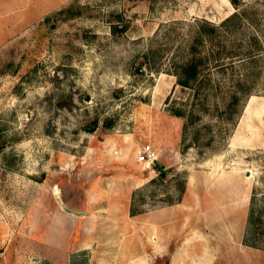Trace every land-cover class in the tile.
<instances>
[{"label":"rangeland","instance_id":"1","mask_svg":"<svg viewBox=\"0 0 264 264\" xmlns=\"http://www.w3.org/2000/svg\"><path fill=\"white\" fill-rule=\"evenodd\" d=\"M0 264H264V0H0Z\"/></svg>","mask_w":264,"mask_h":264},{"label":"trees","instance_id":"2","mask_svg":"<svg viewBox=\"0 0 264 264\" xmlns=\"http://www.w3.org/2000/svg\"><path fill=\"white\" fill-rule=\"evenodd\" d=\"M212 28L213 30L216 29V26L215 25H212ZM197 73V66L192 64V63H187L186 65H184L183 67V72L181 73V78L180 79V83L183 85V86H190V80L193 76H195ZM176 113L178 115H182L183 112L182 111H176ZM92 129V128H91Z\"/></svg>","mask_w":264,"mask_h":264},{"label":"water","instance_id":"3","mask_svg":"<svg viewBox=\"0 0 264 264\" xmlns=\"http://www.w3.org/2000/svg\"><path fill=\"white\" fill-rule=\"evenodd\" d=\"M154 162L157 165V167L159 168L160 172H162V174L164 176H166L167 175L166 168L157 159H155ZM34 178H36L38 181H43L44 180L43 177H34ZM57 195L59 196V194H57ZM61 206L65 210L71 211L72 213L77 214V215H85L86 214L85 210H79V209L71 208L64 200H61Z\"/></svg>","mask_w":264,"mask_h":264},{"label":"bare ground","instance_id":"4","mask_svg":"<svg viewBox=\"0 0 264 264\" xmlns=\"http://www.w3.org/2000/svg\"><path fill=\"white\" fill-rule=\"evenodd\" d=\"M153 239H154L155 241H157V237H156V236H154Z\"/></svg>","mask_w":264,"mask_h":264},{"label":"built area","instance_id":"5","mask_svg":"<svg viewBox=\"0 0 264 264\" xmlns=\"http://www.w3.org/2000/svg\"><path fill=\"white\" fill-rule=\"evenodd\" d=\"M141 158H142V159H144V158H145V156H142ZM142 159H141V160H142Z\"/></svg>","mask_w":264,"mask_h":264},{"label":"crops","instance_id":"6","mask_svg":"<svg viewBox=\"0 0 264 264\" xmlns=\"http://www.w3.org/2000/svg\"><path fill=\"white\" fill-rule=\"evenodd\" d=\"M63 209H64V208H63ZM67 211H68V210H67ZM70 213H71V214H74V213H72L71 211H70Z\"/></svg>","mask_w":264,"mask_h":264}]
</instances>
